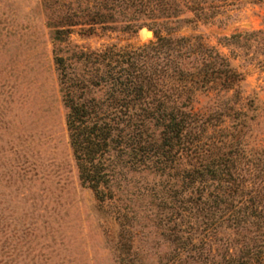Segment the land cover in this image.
<instances>
[{
    "label": "trees",
    "instance_id": "16d2710c",
    "mask_svg": "<svg viewBox=\"0 0 264 264\" xmlns=\"http://www.w3.org/2000/svg\"><path fill=\"white\" fill-rule=\"evenodd\" d=\"M247 1L262 0H40L80 184L104 208L122 171L163 178L170 242L190 264H264V149L245 148L242 109L194 107L198 93L237 95L243 78L213 47L171 35L186 15ZM74 28L152 37L91 49Z\"/></svg>",
    "mask_w": 264,
    "mask_h": 264
},
{
    "label": "rangeland",
    "instance_id": "374dc122",
    "mask_svg": "<svg viewBox=\"0 0 264 264\" xmlns=\"http://www.w3.org/2000/svg\"><path fill=\"white\" fill-rule=\"evenodd\" d=\"M144 29L79 37L74 28L69 38L91 49L136 44L150 38ZM171 35L213 47L241 74L237 95L198 93L194 107L242 109L233 123L245 118V148L264 149V0L186 15ZM51 52L40 0H0V264H190L170 242L163 178L122 171L104 208L80 184Z\"/></svg>",
    "mask_w": 264,
    "mask_h": 264
},
{
    "label": "water",
    "instance_id": "95a60500",
    "mask_svg": "<svg viewBox=\"0 0 264 264\" xmlns=\"http://www.w3.org/2000/svg\"><path fill=\"white\" fill-rule=\"evenodd\" d=\"M144 35L145 37H152V31L150 29L145 28Z\"/></svg>",
    "mask_w": 264,
    "mask_h": 264
}]
</instances>
